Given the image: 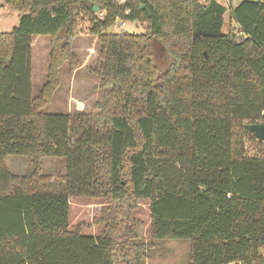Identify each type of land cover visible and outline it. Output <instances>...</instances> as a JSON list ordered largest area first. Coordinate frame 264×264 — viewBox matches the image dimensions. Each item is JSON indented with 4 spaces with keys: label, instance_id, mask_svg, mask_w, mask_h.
Instances as JSON below:
<instances>
[{
    "label": "trees",
    "instance_id": "16d2710c",
    "mask_svg": "<svg viewBox=\"0 0 264 264\" xmlns=\"http://www.w3.org/2000/svg\"><path fill=\"white\" fill-rule=\"evenodd\" d=\"M3 4L19 18L0 31V264H143L139 202L152 240L189 242L188 264H264V142L245 128L264 122V0ZM116 19L143 32H106ZM79 21L100 45L102 100L96 112L44 113L63 63L77 67ZM37 36L50 51L33 96ZM10 156L27 157L30 171L11 172ZM46 158L62 162L63 184L43 173ZM81 196L110 203L103 233L69 228V198Z\"/></svg>",
    "mask_w": 264,
    "mask_h": 264
},
{
    "label": "rangeland",
    "instance_id": "374dc122",
    "mask_svg": "<svg viewBox=\"0 0 264 264\" xmlns=\"http://www.w3.org/2000/svg\"><path fill=\"white\" fill-rule=\"evenodd\" d=\"M226 8L235 7L240 0H216ZM204 2V0H199ZM19 12L7 7L0 0V31H9L18 23ZM223 31L228 30V12L223 14ZM118 20L106 32L142 33L143 25L134 22H125L119 28ZM89 22L79 21L77 33L71 40L70 49L74 54L77 67L69 69L67 62L60 68V83L51 102L46 105L44 113L96 112L95 104L102 100L104 90L99 87L98 78L92 73L100 60L99 43L96 36L88 33ZM50 42L47 36H37L32 42L31 64V94L36 96L45 82L49 64ZM156 58L159 69L164 67L166 56L161 48L156 49ZM162 65V67H161ZM258 151V150H255ZM6 165L11 172L26 174L30 171L27 157L10 156ZM42 171L49 174L50 183L63 184L64 181L57 177L63 172V164L58 159L46 158L43 161ZM110 203L105 199L88 197L69 198V228L78 229L87 235H99L104 232L105 224L99 222L101 209ZM136 219L142 223L141 241L147 245L146 250L140 252L139 259L143 264H188L189 242L185 240H152L150 237V217L148 204L139 202L133 212Z\"/></svg>",
    "mask_w": 264,
    "mask_h": 264
},
{
    "label": "water",
    "instance_id": "95a60500",
    "mask_svg": "<svg viewBox=\"0 0 264 264\" xmlns=\"http://www.w3.org/2000/svg\"><path fill=\"white\" fill-rule=\"evenodd\" d=\"M97 11V7L93 8ZM245 128L252 133V135L259 141L264 142V122L246 124Z\"/></svg>",
    "mask_w": 264,
    "mask_h": 264
},
{
    "label": "built area",
    "instance_id": "2783aa9c",
    "mask_svg": "<svg viewBox=\"0 0 264 264\" xmlns=\"http://www.w3.org/2000/svg\"><path fill=\"white\" fill-rule=\"evenodd\" d=\"M96 13V16H97V18H102L103 17V14H102V12H95ZM118 20L116 19L115 20V22H117ZM124 25H125V21H121L120 23H119V28L121 29V28H123L124 27ZM260 254H261V256L264 258V242H263V244L261 245V247H260Z\"/></svg>",
    "mask_w": 264,
    "mask_h": 264
}]
</instances>
